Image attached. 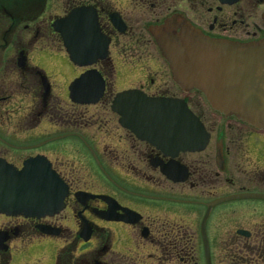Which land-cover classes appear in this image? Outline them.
Here are the masks:
<instances>
[{
  "label": "flooded vegetation",
  "instance_id": "flooded-vegetation-1",
  "mask_svg": "<svg viewBox=\"0 0 264 264\" xmlns=\"http://www.w3.org/2000/svg\"><path fill=\"white\" fill-rule=\"evenodd\" d=\"M145 7L150 21L138 25ZM71 13L72 23L94 21L106 40L105 56L91 65L75 62L79 27L71 26L72 53L54 30ZM175 14L211 38H264V0H0V160L19 170L27 159H45L67 188L52 216L0 213V264H9L16 246L51 239L62 245L55 264H264V128L225 116L200 91L173 83L149 28ZM92 72L104 91L95 103L80 102L91 93H70L69 84ZM124 78L137 83L113 93L112 83ZM125 90L183 101L207 134L204 148L163 149L139 139L112 108ZM212 113L222 119L217 130ZM90 120L112 130L111 143L92 147L76 131ZM31 130L37 138H28ZM79 240L95 242L91 260L76 257Z\"/></svg>",
  "mask_w": 264,
  "mask_h": 264
},
{
  "label": "water",
  "instance_id": "water-1",
  "mask_svg": "<svg viewBox=\"0 0 264 264\" xmlns=\"http://www.w3.org/2000/svg\"><path fill=\"white\" fill-rule=\"evenodd\" d=\"M70 18L55 23L59 27L53 24L66 47ZM149 32L179 88L198 90L214 110L264 128V38L244 43L211 38L178 14L150 26ZM88 78L80 77L69 89L92 91L96 85L100 92L103 82ZM126 100L127 118L140 139L163 149L199 148L206 143L202 125L183 101L146 98L129 90L118 94L114 103L125 106ZM195 133L203 135L201 141ZM65 195L66 189L44 159L27 160L20 171L0 161V212L26 217L53 215L62 208Z\"/></svg>",
  "mask_w": 264,
  "mask_h": 264
},
{
  "label": "rangeland",
  "instance_id": "rangeland-1",
  "mask_svg": "<svg viewBox=\"0 0 264 264\" xmlns=\"http://www.w3.org/2000/svg\"><path fill=\"white\" fill-rule=\"evenodd\" d=\"M146 10H148L147 7L144 8V13H142V15H141V13L139 14L138 25L143 24V22L148 23L147 21H150L149 20L150 18L148 17L149 14L146 12ZM49 11H50V9L48 7L46 9L44 16H48ZM1 24H2V22L0 20V25ZM7 67H9V66H7ZM51 75H52L51 79H56V76L53 73H51ZM69 79H71V76H68L67 78H65V81L63 83V88ZM120 81L121 82L112 83L111 88L113 90V93L115 91L121 89V88L129 87V86H132L133 84L137 83L136 82L137 80L127 79V78L121 79ZM56 87H58V86L54 85V88H56ZM55 90H57V88ZM177 90H178V88H177ZM113 93H110L111 94L110 98L113 95ZM198 95L199 94H197V93L188 94V96H190L193 99H196L200 102L201 108L203 110L209 111L207 104ZM92 113H93V109L90 108L89 114H92ZM94 115H96V114H94ZM221 120L222 119L220 117H218L217 115L212 113V118H211V121H209V124L212 123L211 124L212 128H214V125H216L215 128L217 130L218 126L221 124ZM11 131L12 130H9V132H11ZM33 131L34 130H31V132L27 133V134H30V136L28 137L29 139L37 138V136H38L37 130L34 131L35 134L33 133ZM76 131L80 132L81 135L90 143V145L92 147H93V145H94V147L95 146L98 147V144H102V143H111L110 139H112V137H114L112 130L108 131V133H107L106 130H103L100 128L98 123H93V120L88 121L87 124H85L80 129H76ZM63 153H65V152H63ZM69 226L74 228L73 225H69ZM57 241H61V240L51 239V240H49V244H47V245H44V244L38 245V242L33 241V242H31V244H33V245H29V246H25V245L21 246V245H19L20 243L18 242L19 246L14 247V249L9 252V254H10L9 264H55V258H56L57 250L62 246L61 243H58ZM36 243H37V245H36ZM88 244L83 243V241L81 242L80 240L76 241V246H77L76 257L86 259V260L92 259L91 252H89L88 250L94 246L95 242H92L89 244V246H87ZM139 254L145 255L146 251L141 250L139 252ZM168 264H170V263H168ZM172 264H174V263H172Z\"/></svg>",
  "mask_w": 264,
  "mask_h": 264
},
{
  "label": "trees",
  "instance_id": "trees-1",
  "mask_svg": "<svg viewBox=\"0 0 264 264\" xmlns=\"http://www.w3.org/2000/svg\"><path fill=\"white\" fill-rule=\"evenodd\" d=\"M58 264H60V263L58 262Z\"/></svg>",
  "mask_w": 264,
  "mask_h": 264
}]
</instances>
